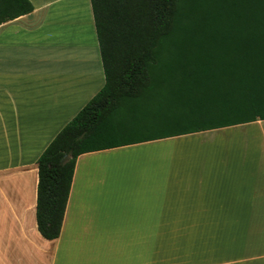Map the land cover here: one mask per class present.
Returning a JSON list of instances; mask_svg holds the SVG:
<instances>
[{"label": "crops", "instance_id": "crops-1", "mask_svg": "<svg viewBox=\"0 0 264 264\" xmlns=\"http://www.w3.org/2000/svg\"><path fill=\"white\" fill-rule=\"evenodd\" d=\"M0 25V264H264V121L80 156L59 237L37 160L104 86L90 0Z\"/></svg>", "mask_w": 264, "mask_h": 264}, {"label": "trees", "instance_id": "trees-1", "mask_svg": "<svg viewBox=\"0 0 264 264\" xmlns=\"http://www.w3.org/2000/svg\"><path fill=\"white\" fill-rule=\"evenodd\" d=\"M104 86L37 160L36 224L59 237L77 159L264 121V0H90ZM0 0V25L29 15Z\"/></svg>", "mask_w": 264, "mask_h": 264}]
</instances>
